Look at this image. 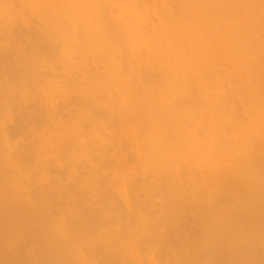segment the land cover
<instances>
[{"label": "bare ground", "instance_id": "obj_1", "mask_svg": "<svg viewBox=\"0 0 264 264\" xmlns=\"http://www.w3.org/2000/svg\"><path fill=\"white\" fill-rule=\"evenodd\" d=\"M0 264H264V0H0Z\"/></svg>", "mask_w": 264, "mask_h": 264}]
</instances>
